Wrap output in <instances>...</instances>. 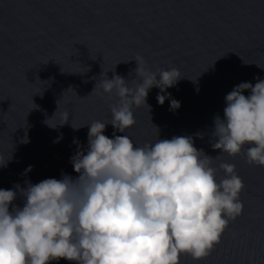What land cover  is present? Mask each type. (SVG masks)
<instances>
[{"label": "water", "instance_id": "water-1", "mask_svg": "<svg viewBox=\"0 0 264 264\" xmlns=\"http://www.w3.org/2000/svg\"><path fill=\"white\" fill-rule=\"evenodd\" d=\"M136 57L147 70L176 68L182 78L164 92L152 87L150 108L133 106L134 126L120 133L108 124L104 134L127 135L137 146L191 136L216 157L214 118H223L226 95L264 80V0H0V188L76 177L71 157L87 150L89 123L110 121L118 100L102 88L90 94L104 72L138 83ZM169 93L160 105L157 95ZM246 149L213 161L218 179L221 162L235 165L245 185L242 214L208 257L182 254L180 264H264V166L249 164ZM15 190L13 206L22 207Z\"/></svg>", "mask_w": 264, "mask_h": 264}, {"label": "clouds", "instance_id": "clouds-1", "mask_svg": "<svg viewBox=\"0 0 264 264\" xmlns=\"http://www.w3.org/2000/svg\"><path fill=\"white\" fill-rule=\"evenodd\" d=\"M134 59L138 83L104 72L90 94L102 88L118 100L110 105V121L89 123L87 150L71 157L76 177L62 173L27 188L16 185L22 207L13 206L15 189L0 188V264H180L182 254L201 260L220 243L229 220L242 214L245 185L235 165L221 162L225 175L218 179L213 161L247 145L248 163L264 166V80L242 82L226 95L212 133L218 156L197 149L191 136L137 146L127 135L106 136L107 125L124 133L137 122L133 106L148 105L152 87L164 92L182 76L176 68L154 73L142 57ZM170 95L158 94V103ZM180 106L171 100L173 110ZM63 117L68 123L70 114Z\"/></svg>", "mask_w": 264, "mask_h": 264}]
</instances>
